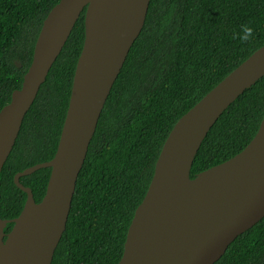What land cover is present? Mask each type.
<instances>
[{
  "label": "trees",
  "instance_id": "obj_1",
  "mask_svg": "<svg viewBox=\"0 0 264 264\" xmlns=\"http://www.w3.org/2000/svg\"><path fill=\"white\" fill-rule=\"evenodd\" d=\"M60 0H0V110L23 84L37 38ZM86 8L27 112L0 173V217L22 212L27 193L15 175L58 149L85 36ZM253 29L241 41L242 26ZM264 45V0H151L102 110L79 174L66 230L52 264H118L130 224L176 122ZM264 117V76L219 117L203 140L191 178L242 151ZM51 168L20 181L44 198ZM14 223L5 228L10 232ZM214 264H264V218Z\"/></svg>",
  "mask_w": 264,
  "mask_h": 264
},
{
  "label": "water",
  "instance_id": "obj_2",
  "mask_svg": "<svg viewBox=\"0 0 264 264\" xmlns=\"http://www.w3.org/2000/svg\"><path fill=\"white\" fill-rule=\"evenodd\" d=\"M150 1L60 0L45 18L22 87L0 110V173L41 85L86 8L85 42L55 156L15 175L27 200L18 217H0V264H52L102 110L144 27ZM263 76L264 45L176 122L135 211L118 264H214L239 235L264 218V117L242 151L191 178L209 130ZM41 168H51V176L44 198L37 202L20 178ZM8 223H14L10 232L5 231Z\"/></svg>",
  "mask_w": 264,
  "mask_h": 264
},
{
  "label": "clouds",
  "instance_id": "obj_3",
  "mask_svg": "<svg viewBox=\"0 0 264 264\" xmlns=\"http://www.w3.org/2000/svg\"><path fill=\"white\" fill-rule=\"evenodd\" d=\"M253 36V29L247 25L242 26L241 33L239 34V39L241 41H248Z\"/></svg>",
  "mask_w": 264,
  "mask_h": 264
}]
</instances>
